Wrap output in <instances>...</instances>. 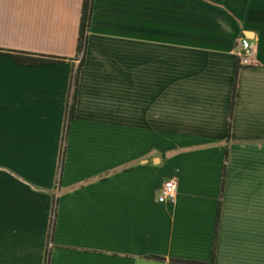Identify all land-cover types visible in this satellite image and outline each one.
Returning a JSON list of instances; mask_svg holds the SVG:
<instances>
[{"label":"crops","instance_id":"obj_1","mask_svg":"<svg viewBox=\"0 0 264 264\" xmlns=\"http://www.w3.org/2000/svg\"><path fill=\"white\" fill-rule=\"evenodd\" d=\"M83 3L0 0V264H264V0Z\"/></svg>","mask_w":264,"mask_h":264},{"label":"trees","instance_id":"obj_2","mask_svg":"<svg viewBox=\"0 0 264 264\" xmlns=\"http://www.w3.org/2000/svg\"><path fill=\"white\" fill-rule=\"evenodd\" d=\"M92 10H93V0H84L83 3V12H82V19H81V30L79 36V43L78 48L79 52H85L87 49L88 44V32L90 29L91 19H92ZM11 53L15 59L25 62V63H32V64H42V63H55L63 60L62 57L53 56V55H45V54H37V53H30V52H23V51H16V50H3ZM78 74L75 76V81L72 87V96L69 102L68 110H67V119L65 124V136L67 134L68 126L71 120L74 117L75 107H76V94H77V79ZM65 154V149L62 152V159L63 162ZM56 216V209L53 210L52 215V227H51V236L54 229V220ZM50 262V250L47 251L46 255V263L49 264ZM191 264H214V262L204 263V262H197V261H187Z\"/></svg>","mask_w":264,"mask_h":264},{"label":"built area","instance_id":"obj_3","mask_svg":"<svg viewBox=\"0 0 264 264\" xmlns=\"http://www.w3.org/2000/svg\"><path fill=\"white\" fill-rule=\"evenodd\" d=\"M255 48L249 39L243 38L240 43L239 59L241 65H251L256 62ZM177 180H166L159 190L158 200L161 203H173L177 197Z\"/></svg>","mask_w":264,"mask_h":264}]
</instances>
